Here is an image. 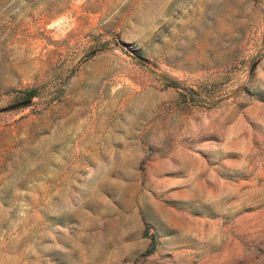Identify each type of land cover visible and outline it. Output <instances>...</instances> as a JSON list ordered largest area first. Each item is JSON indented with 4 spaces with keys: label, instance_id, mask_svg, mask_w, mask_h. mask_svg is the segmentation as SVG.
Masks as SVG:
<instances>
[{
    "label": "rangeland",
    "instance_id": "374dc122",
    "mask_svg": "<svg viewBox=\"0 0 264 264\" xmlns=\"http://www.w3.org/2000/svg\"><path fill=\"white\" fill-rule=\"evenodd\" d=\"M0 264H264V0H0Z\"/></svg>",
    "mask_w": 264,
    "mask_h": 264
},
{
    "label": "water",
    "instance_id": "95a60500",
    "mask_svg": "<svg viewBox=\"0 0 264 264\" xmlns=\"http://www.w3.org/2000/svg\"><path fill=\"white\" fill-rule=\"evenodd\" d=\"M139 57H140L141 59L147 61L144 57H142V56H139ZM32 101H33L32 99L23 100V101H21V102H18V103H16V104L11 105V106L8 107V108H4V109H2L1 111H5V110H8V109H16V108H19V107H22V106H26V105L31 104Z\"/></svg>",
    "mask_w": 264,
    "mask_h": 264
},
{
    "label": "trees",
    "instance_id": "16d2710c",
    "mask_svg": "<svg viewBox=\"0 0 264 264\" xmlns=\"http://www.w3.org/2000/svg\"><path fill=\"white\" fill-rule=\"evenodd\" d=\"M155 249V242H153V244L151 245V247L149 248L148 252L147 253H152Z\"/></svg>",
    "mask_w": 264,
    "mask_h": 264
}]
</instances>
